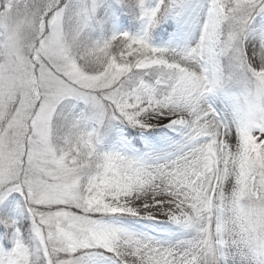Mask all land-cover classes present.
<instances>
[{
    "label": "snow or ice",
    "instance_id": "snow-or-ice-1",
    "mask_svg": "<svg viewBox=\"0 0 264 264\" xmlns=\"http://www.w3.org/2000/svg\"><path fill=\"white\" fill-rule=\"evenodd\" d=\"M0 264H264V0H0Z\"/></svg>",
    "mask_w": 264,
    "mask_h": 264
}]
</instances>
